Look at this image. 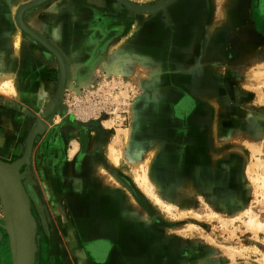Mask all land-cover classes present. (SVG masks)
Masks as SVG:
<instances>
[{
  "label": "rangeland",
  "instance_id": "obj_1",
  "mask_svg": "<svg viewBox=\"0 0 264 264\" xmlns=\"http://www.w3.org/2000/svg\"><path fill=\"white\" fill-rule=\"evenodd\" d=\"M19 1L24 0H0V73H11L17 86V93L0 87V156L11 164L24 158L34 132L20 172L39 199L33 209L35 264H46L40 258L49 247L55 260L76 258L78 243H87L73 240L81 227L72 228L70 219L83 216L76 210L92 207L102 222L99 235L156 252L160 264H264V137L246 142L253 149H246L248 159L241 164L249 194L243 202L219 200V191L203 192L201 185L210 182L187 180L189 114L179 104L190 95L170 100L177 71L162 68L172 55L171 34L163 33L159 52L153 51L156 26L170 30L178 24L170 18L174 0H130L156 5L150 15L136 14L118 0H47L26 11L29 23L69 60L63 99L50 107L59 67L29 34L15 44L10 7ZM160 2L166 4L160 8ZM261 61L263 54L251 74L259 78L253 86L264 91ZM223 134L219 142L230 135ZM4 204L0 191V264L11 260ZM121 204L126 230L117 235L105 221L112 206ZM100 228L106 230L99 233ZM98 240L95 261L108 264L113 241Z\"/></svg>",
  "mask_w": 264,
  "mask_h": 264
},
{
  "label": "crops",
  "instance_id": "obj_2",
  "mask_svg": "<svg viewBox=\"0 0 264 264\" xmlns=\"http://www.w3.org/2000/svg\"><path fill=\"white\" fill-rule=\"evenodd\" d=\"M256 1L174 0L170 3V18L178 24H174L175 28L170 30L160 29L159 25L155 29L156 38L163 37V33L171 34L172 38V57L162 65V68L177 71L174 75L177 84L173 85L169 99L178 101L186 92L194 102L184 122L188 132L187 180L210 182L201 185L204 193L219 191V200L229 198L232 203H241L249 195L241 164L248 159L246 149L253 147L246 146V142H255L264 137V91L260 90L259 85L253 86L259 84V78L251 74L253 65L258 66L261 54L264 56V30L255 25L262 18L263 11L259 15L255 12ZM153 51L159 52L158 43ZM41 94L43 99L44 93ZM223 133L230 135L219 142L218 136L221 138ZM215 141L220 143L219 147ZM216 147L218 153L214 155ZM200 154H204L203 159L197 160ZM207 169H211V172H207ZM215 181L224 183L215 184ZM121 206H112L110 217L105 221L114 227L117 235L126 230V218L120 213L126 210ZM76 212L84 214L70 219L72 228L81 227L73 240L80 238L83 242L84 238L85 243H90L107 238L113 241L114 248L108 255V264H160L156 252L146 254L144 249L133 246L134 242H125V238L119 241L115 235H99L97 227L102 222L94 207ZM78 244L82 245L81 242ZM79 246L76 258L69 254V258L57 256V260L49 247L43 251L40 262L99 264L85 249L86 245Z\"/></svg>",
  "mask_w": 264,
  "mask_h": 264
},
{
  "label": "bare ground",
  "instance_id": "obj_3",
  "mask_svg": "<svg viewBox=\"0 0 264 264\" xmlns=\"http://www.w3.org/2000/svg\"><path fill=\"white\" fill-rule=\"evenodd\" d=\"M45 1H47V0H25V1H19L17 3L15 2L10 7V13H11V15L14 19V23L16 25V31H15L16 36H14L15 44L18 45V43L21 41V39L26 34H29L33 39L40 42L44 47H46L48 49V51H50L51 54L53 55V57L55 58V60L58 64V67L60 68V83L57 87V91L53 97V100L54 101H58V100L60 101L61 99H63V98H61V95L63 94V90H65L64 88H65L66 80H67V77L69 75V70H70L68 57L65 54V52L63 51L62 47L58 46L55 42H53L52 40L47 38L46 35L41 30H39L38 27H36L33 22L30 24L29 21L26 19V16H25L26 11H28L30 8L35 7V6L41 4ZM118 3L121 4L123 7H126L129 10L133 11L134 13L142 14V15H150V14L156 12V10L158 9L156 5L145 6V5H140V4L134 3L130 0H118ZM137 27H138V25H136V28ZM23 33H24V35H23ZM70 72H71V70H70ZM72 72H73V70H72ZM2 85L5 86V88H4L5 90L8 89L10 91L12 90L14 93H17V86H15V84H14V79H12V74L9 73L7 70H4V72L0 73V87L1 88H2ZM125 137H126V135H125ZM0 160L2 162L11 164V163H9L10 161L3 159L1 156H0ZM27 160H26V162H27ZM18 176L21 179L22 184L25 187V191H26L28 198L30 200V212L33 215V209L34 208L36 209V206L38 205L37 201L39 202V199L37 197V194L34 192L31 184L28 183V179H26L25 174L18 172ZM37 208H38V206H37ZM8 213H9L8 211H5L4 227H5V230L7 232L6 240L8 239V244L10 246V251H11V260L9 263L14 264L12 229L10 228V220H9ZM104 229L105 228H100L98 231L101 232V231H104Z\"/></svg>",
  "mask_w": 264,
  "mask_h": 264
},
{
  "label": "water",
  "instance_id": "obj_4",
  "mask_svg": "<svg viewBox=\"0 0 264 264\" xmlns=\"http://www.w3.org/2000/svg\"><path fill=\"white\" fill-rule=\"evenodd\" d=\"M166 1L169 2L170 0ZM162 2L159 3V6H161L160 8L167 3L162 5ZM62 96L63 94L61 98ZM58 101L52 99L49 107L58 103ZM33 133L34 132H32L29 138L24 158L13 164H8L0 160V191L4 195V209L9 212L8 216L10 228L12 229L14 264H35L36 251L38 249L37 240L35 238L37 234V224L34 216L30 212V200L25 191V187L18 176L20 168L24 165L29 156L32 137L34 136Z\"/></svg>",
  "mask_w": 264,
  "mask_h": 264
},
{
  "label": "flooded vegetation",
  "instance_id": "obj_5",
  "mask_svg": "<svg viewBox=\"0 0 264 264\" xmlns=\"http://www.w3.org/2000/svg\"><path fill=\"white\" fill-rule=\"evenodd\" d=\"M256 1V0H255ZM259 2L256 1V4L254 5L255 9H256V13L259 15L260 12L263 11L262 13V18H260L258 21H256V26L258 29L260 30H264V0H259ZM260 4V6H259ZM158 20V19H157ZM158 25L156 26V29H157ZM155 41V45L160 41L158 38H155L154 39ZM149 43V42H148ZM172 57V55H171ZM187 98H184V99H181L180 100V104H179V107L181 110H184L185 109V114H189L193 108V100L189 97V96H186ZM115 204V203H114ZM113 204V205H114ZM99 241V240H98ZM97 240L94 241V242H90V243H87L86 245V248H88V250L90 249V253L91 255H93V257L96 258V254H97V251H98V246H99V242ZM102 246L104 247L105 244L104 243H101ZM102 248V247H101ZM96 260V259H95Z\"/></svg>",
  "mask_w": 264,
  "mask_h": 264
}]
</instances>
